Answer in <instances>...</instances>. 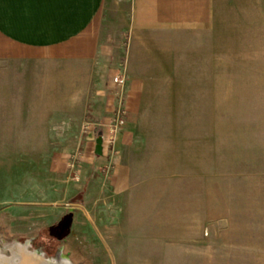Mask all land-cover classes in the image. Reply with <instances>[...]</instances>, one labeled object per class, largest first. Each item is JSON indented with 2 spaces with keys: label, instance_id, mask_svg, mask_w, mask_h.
<instances>
[{
  "label": "rangeland",
  "instance_id": "obj_1",
  "mask_svg": "<svg viewBox=\"0 0 264 264\" xmlns=\"http://www.w3.org/2000/svg\"><path fill=\"white\" fill-rule=\"evenodd\" d=\"M106 25L116 49L123 24L113 14ZM111 48L97 72L113 64ZM232 53L222 51L215 92L213 68L198 65L195 46L165 69L167 83L152 86L134 117L126 152L134 184L120 198L105 194L106 179L92 181L85 195L73 172L53 171L86 136L89 106L77 99L78 86L52 83L42 69L1 66L0 200L9 204L0 206V254L11 258L13 246L27 245L50 264H214L216 215L227 216L230 204L243 209L244 190L264 182L246 173L256 167L249 125L260 129L264 114L248 106L243 52ZM125 90L121 103L115 91L121 107ZM70 215L71 231L70 218L49 230Z\"/></svg>",
  "mask_w": 264,
  "mask_h": 264
},
{
  "label": "crops",
  "instance_id": "obj_2",
  "mask_svg": "<svg viewBox=\"0 0 264 264\" xmlns=\"http://www.w3.org/2000/svg\"><path fill=\"white\" fill-rule=\"evenodd\" d=\"M113 14L121 20L124 32L122 40L116 41V49L111 48L113 42L104 32ZM124 41L125 47L120 46ZM191 45L195 46L198 65L213 68L214 92L220 83L222 51L231 57L233 51L243 52L246 101L256 110L254 114H264L257 112L264 109V0H0V67L42 69L50 74L52 83L78 86L77 99L85 110L89 106V124L77 154L69 163L67 156H60L53 169L59 174L73 172L85 195L86 187L101 178L109 181L105 193L109 197L120 198L132 190L134 176L126 152L137 130L134 117L152 86L167 83L170 76L165 75V69L180 62L182 52ZM110 48L111 56L116 55L113 64L105 74L97 72L99 61H109ZM117 75L126 80L122 103L125 125L107 146L104 137L119 106L113 83ZM249 126L250 164L256 167L246 173L252 179H262L264 126ZM98 137L102 138V156L94 154ZM219 137L218 133V149ZM242 195L246 196L244 210L240 204L233 211L230 204L227 216L216 215L214 264H264L263 180ZM4 204L9 202L0 200V206ZM65 218L71 220V231V215L49 230Z\"/></svg>",
  "mask_w": 264,
  "mask_h": 264
},
{
  "label": "water",
  "instance_id": "obj_3",
  "mask_svg": "<svg viewBox=\"0 0 264 264\" xmlns=\"http://www.w3.org/2000/svg\"><path fill=\"white\" fill-rule=\"evenodd\" d=\"M94 154L96 156H102V138L98 137L95 141ZM11 258H0V264H50L45 261L42 256L37 254H31L27 250V245L18 246L15 245L11 249Z\"/></svg>",
  "mask_w": 264,
  "mask_h": 264
},
{
  "label": "built area",
  "instance_id": "obj_4",
  "mask_svg": "<svg viewBox=\"0 0 264 264\" xmlns=\"http://www.w3.org/2000/svg\"><path fill=\"white\" fill-rule=\"evenodd\" d=\"M113 83L117 88V91L119 93L120 103L122 100V96L126 87V80L123 76H117L113 79ZM116 108L115 110V116L112 120V123L104 137V142L107 144V146L112 145L115 134L125 125V112L123 108L120 106ZM69 167H73L72 165H69Z\"/></svg>",
  "mask_w": 264,
  "mask_h": 264
},
{
  "label": "bare ground",
  "instance_id": "obj_5",
  "mask_svg": "<svg viewBox=\"0 0 264 264\" xmlns=\"http://www.w3.org/2000/svg\"><path fill=\"white\" fill-rule=\"evenodd\" d=\"M9 249H10V247H9ZM3 257H5V256L0 254V258H3ZM60 264H69V263L67 261H64V262H61Z\"/></svg>",
  "mask_w": 264,
  "mask_h": 264
}]
</instances>
